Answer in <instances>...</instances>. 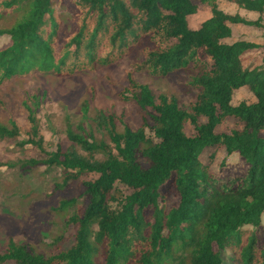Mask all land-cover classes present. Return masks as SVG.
Here are the masks:
<instances>
[{
    "label": "trees",
    "instance_id": "16d2710c",
    "mask_svg": "<svg viewBox=\"0 0 264 264\" xmlns=\"http://www.w3.org/2000/svg\"><path fill=\"white\" fill-rule=\"evenodd\" d=\"M193 1L0 0V37L10 40L0 49V83L34 72L63 76L93 70L136 50L140 58L131 63L135 71L166 76L185 69L196 91L194 100L182 107L174 95L155 96L134 70L124 71L122 84L108 79L114 96L134 101L143 112L139 125L132 129L116 114L99 113L96 126L105 129L109 142L96 138L92 128H68V139L86 155L58 144L43 159L27 161L59 167L63 183L84 173L97 174L83 182L84 202L59 204V209L75 207L67 217L75 226L73 244L44 256L8 239L0 262L222 264L220 250L232 247L239 264H264V244L259 246L256 234L244 229L259 227L264 214V55L262 65L244 67L243 56L260 44L224 41L231 36V24L264 29V22L226 13L216 0H200L209 4L211 15L192 29L187 17L196 12ZM226 1L246 11H264V0ZM56 4L74 10L75 26L61 42ZM241 86L255 100L232 104L233 91ZM29 100L22 106L28 111L30 137L20 144L45 151ZM90 100L82 106L84 115ZM230 116L240 127L216 132ZM186 122L194 129L192 135L184 131ZM19 130L12 118L0 122L1 139L17 137ZM211 146H223L226 154L237 152L246 160L240 180L220 184L210 177L200 155ZM96 153L102 157L95 158ZM168 181L178 199L166 207L162 187ZM117 183L131 192L123 194Z\"/></svg>",
    "mask_w": 264,
    "mask_h": 264
},
{
    "label": "rangeland",
    "instance_id": "374dc122",
    "mask_svg": "<svg viewBox=\"0 0 264 264\" xmlns=\"http://www.w3.org/2000/svg\"><path fill=\"white\" fill-rule=\"evenodd\" d=\"M218 7L226 13H239L248 19L260 17L264 22V11L257 13L238 8L226 0H216ZM196 12L187 17L188 26L196 29L211 15L208 3L194 0ZM57 5V4H56ZM62 24L58 39L61 42L74 28L72 20L73 7L60 8ZM231 36L224 41L232 43L236 40H246L260 44L259 48L243 56V66L255 68L263 64L264 29L243 24H231ZM8 36L0 37V49L8 46ZM140 58L134 50L130 54L112 62L109 65H96L93 70H83L71 75L53 76L48 73L34 72L26 76H15L0 83V122L12 118L19 126V135L15 138H0V253L6 249L8 239L18 245H24L35 253L44 256L52 255L60 250L69 248L73 244L75 226L67 223V217L75 207L59 209L62 200L73 199L84 202L85 187L83 182L94 180L97 174L84 173L75 180L63 183V173L59 167H47L40 163H27L30 159L41 160L44 152L54 151L58 144L63 148L73 149L78 154L86 155L80 146L72 143L67 136V129L79 132V126L85 130L92 128L96 138L109 142L105 129L96 126L95 117L99 113L116 114L124 124L135 129L143 113L134 101H121L110 90L108 79L122 84L125 70H134L131 63ZM136 79L147 83L155 96L160 93L174 95L183 107L190 104L196 91L189 85L185 69L173 71L166 76L152 74L147 69L135 71ZM92 91H91V90ZM90 95L93 97L91 98ZM30 97H33L31 99ZM24 99L32 108L35 121L38 124V136L42 137L41 150L32 143L20 144L30 135L27 122L28 111L22 106ZM87 113L84 115L82 106L89 100ZM253 93L247 86H241L233 91L231 103L240 101L252 102ZM203 120V119H202ZM122 126L119 123L117 128ZM236 118L226 117L215 131L229 132L239 128ZM184 131L192 135L194 129L188 122L184 124ZM150 134V132H148ZM100 159V153L93 155ZM200 159L211 178L219 183L237 182L247 168L246 160L237 152L226 154L223 146L206 147ZM123 194L131 190L125 185L117 183ZM166 207L176 204L178 194L171 181L162 187ZM245 230L254 232L258 237V244H264V214L259 227L245 226ZM222 264H239L236 249L226 247L220 250ZM100 258L97 262H100ZM0 264H16L8 260Z\"/></svg>",
    "mask_w": 264,
    "mask_h": 264
}]
</instances>
